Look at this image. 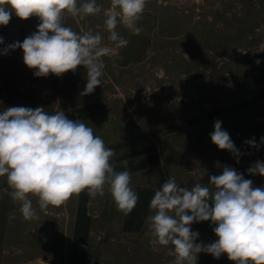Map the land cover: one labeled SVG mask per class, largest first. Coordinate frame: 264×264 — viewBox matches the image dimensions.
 Instances as JSON below:
<instances>
[{
  "label": "rangeland",
  "instance_id": "1",
  "mask_svg": "<svg viewBox=\"0 0 264 264\" xmlns=\"http://www.w3.org/2000/svg\"><path fill=\"white\" fill-rule=\"evenodd\" d=\"M98 3L105 10L111 8L110 0ZM145 11L157 16L145 62L117 66L113 60L122 48L113 49L102 58L105 65L102 84L94 93L80 95L86 87V70L78 66L75 73L62 75L64 89L60 94L55 95L49 89L48 77H40L35 85L40 93L35 106L29 107L23 100V83L16 103L32 109L43 107L45 111L51 104L69 111L76 106L102 103L113 118L141 132L176 127L156 139L160 163L131 174L133 190L145 185L157 191L170 176L181 186L200 183L212 188L210 177L222 174L224 166L235 168L245 179L252 180L254 187H264V176L250 175L247 171L255 162H264V145L260 144V138L264 137V99L220 120L241 153L239 163L232 153L220 150L211 141L215 121L189 123L194 115L254 99L264 89V0H149ZM104 19L103 12L85 20L69 16L65 24L81 34L99 32L104 44L112 48ZM39 23L35 16L24 20L13 15L7 26H0V37L5 42L0 45V57L11 54L10 51L2 54L11 36L28 37L37 31ZM117 31L127 40L132 34L123 24ZM23 55L21 49L17 57L23 61ZM257 59L262 61L260 65L256 64ZM252 139L258 147L246 143ZM5 179L0 178V183ZM35 198L31 197L33 206ZM112 200L106 189L104 196L91 198L88 204L89 212L97 219L92 242L99 252L98 259L91 258L89 264H173L174 257L168 255L167 249L151 243L148 218L152 210L141 232H124L123 212L116 211L110 220L104 216ZM76 203L77 196H73L65 209L62 206L39 209V219L32 221H26L21 211L16 210L14 221L24 219V233L16 224L12 227L1 264H69ZM192 230L200 233L197 243L215 241L196 223ZM198 264L235 262L227 254L215 259L202 252Z\"/></svg>",
  "mask_w": 264,
  "mask_h": 264
},
{
  "label": "clouds",
  "instance_id": "2",
  "mask_svg": "<svg viewBox=\"0 0 264 264\" xmlns=\"http://www.w3.org/2000/svg\"><path fill=\"white\" fill-rule=\"evenodd\" d=\"M110 2L111 8L105 10L98 0H0V26H7L13 15L24 20L35 16L40 21L36 32L8 45L2 54L22 49L23 61L36 77H60L83 66L86 87L80 95H90L102 84V58L128 45L118 26L123 24L139 35L138 22L149 0ZM102 12L112 48L104 44L99 32L81 34L65 24L69 16L85 20ZM4 43L0 37V45ZM255 62L262 63L260 59ZM210 137L239 163L241 153L221 121L214 122ZM246 143L258 147L255 139ZM260 144L264 145V137ZM114 155L91 127L63 111L49 114L43 107L23 106L0 111V178L6 177L9 195L20 203L26 221L39 219L33 196L43 210L60 207L81 193L102 197L106 189L118 210L130 214L139 196L131 186L126 162L125 170L117 171ZM247 171L264 176V162H255ZM209 183L212 188L200 183L185 187L170 176L161 185L149 205L153 212L148 218L151 243L167 249L173 264H198L202 252L215 259L227 254L235 264H264V187H254L252 180L230 166L211 176ZM205 221L211 222L217 239L197 243L200 233L192 225Z\"/></svg>",
  "mask_w": 264,
  "mask_h": 264
},
{
  "label": "trees",
  "instance_id": "3",
  "mask_svg": "<svg viewBox=\"0 0 264 264\" xmlns=\"http://www.w3.org/2000/svg\"><path fill=\"white\" fill-rule=\"evenodd\" d=\"M142 29L139 35L132 32L128 38V45L118 52L113 63L120 67L137 65L148 59L149 51L152 46V33L157 26V16L152 12L145 11L142 19L138 22ZM27 36H11L7 40V46L23 40ZM21 49L10 50L11 54L6 57H0V111L5 108L20 106L15 98L19 93L20 84L23 83V100L29 107H34L40 93L36 84L40 77L34 76V70L25 65L24 61L17 57ZM49 79V89L55 93L62 92V76L57 77L54 74L47 76ZM264 99V89L259 91L254 99L233 103L217 109H211L204 113L192 116L189 119L190 125L200 124L210 120H222L224 117L239 112L245 108H250L255 101ZM46 112L55 114L61 112L55 105L48 106ZM68 118L80 120L93 129L95 135L100 136L106 147L112 148L115 152L113 161L116 164V170H127L131 174L151 168L160 163V154L156 139L167 132H171L176 127H163L159 131L141 132L132 127L124 125L113 118L107 108L102 103H93L78 106L72 110L64 111ZM2 189H8L3 191ZM11 189L8 188L6 179L0 183V264L4 252L5 236L7 232L8 220L12 214L15 203L9 195ZM134 191L138 194L139 200L136 207L130 214L124 215L122 222V231L141 232L145 226L147 217L151 211L149 205L155 194V190L149 186L138 185ZM91 198L86 193L78 195L77 213L74 226L73 241L71 244V253L69 264H89L91 258H97L99 252L93 245V228L96 224L95 217L89 212L88 204ZM112 206L109 211L104 213L107 220L116 216V207L112 200ZM211 204V202H210ZM210 221L196 223L197 228L210 234L217 239L213 232V226Z\"/></svg>",
  "mask_w": 264,
  "mask_h": 264
},
{
  "label": "crops",
  "instance_id": "4",
  "mask_svg": "<svg viewBox=\"0 0 264 264\" xmlns=\"http://www.w3.org/2000/svg\"><path fill=\"white\" fill-rule=\"evenodd\" d=\"M63 77H62V84H63ZM64 89V88H63ZM117 90V89H116ZM55 95H58L59 93H54ZM76 107H78V106H76ZM76 107H73V108H71L70 110H72V109H74V108H76ZM60 111H65V110H61L59 107H57ZM77 201H78V196H77ZM67 202L68 201H66L65 202V204L64 205H62V207H63V209H65V206L67 205ZM14 203H15V208H14V211H13V213L11 214V216L9 217V221H8V227H7V238H6V240H5V251H4V256H3V259L5 258V256H6V252H7V250H8V247H7V242H8V236L10 235V230L12 229V227L16 224L17 225V227L18 228H20V230L22 231L21 233L23 234L24 232H23V225H24V219L22 218H20V219H18L17 221H14V213H15V211L16 210H20V203L19 202H16V201H14ZM73 205V204H72ZM34 208H35V210H36V212L37 211H39V204H38V198L36 197L35 198V205L33 206ZM19 208V209H18ZM43 210H46V209H43ZM72 211H73V209H72ZM38 213V212H37ZM76 213H77V203H76V212H74L73 214H74V217H75V219H76ZM36 229V228H35Z\"/></svg>",
  "mask_w": 264,
  "mask_h": 264
}]
</instances>
